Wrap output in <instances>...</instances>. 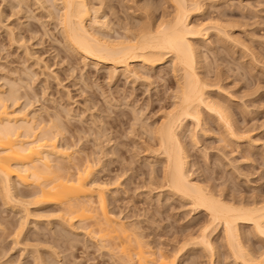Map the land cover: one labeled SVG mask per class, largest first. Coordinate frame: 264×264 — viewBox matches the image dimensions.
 Returning <instances> with one entry per match:
<instances>
[{
	"label": "bare ground",
	"instance_id": "6f19581e",
	"mask_svg": "<svg viewBox=\"0 0 264 264\" xmlns=\"http://www.w3.org/2000/svg\"><path fill=\"white\" fill-rule=\"evenodd\" d=\"M12 1L16 2L17 5H19L26 0H12ZM45 1L46 2L48 1L47 3L51 1V4H53L51 6H54V8L58 7L57 4H59L60 6L56 10L57 11L56 15L54 11L48 12L50 17L55 15L51 18V20L53 19L55 22V26L59 27L57 35L52 34L53 38H55L54 40L56 41V44L57 41L58 43H62L63 46L66 47L63 48L67 50L66 53L70 55L76 53L77 55L80 56V58H82L83 61L89 60V61H93L96 65L98 64L106 65L108 70L110 71V73H108L110 80L113 77H115L116 79V77L121 75V73L122 75L128 73V75L129 74L132 75L135 79H140L143 76L142 78L149 80V77L152 76L151 75L152 71H155V69L158 66L164 65L165 63L169 62L170 72L169 71L168 72L169 74H171V78L165 79L164 77V80L166 81L165 84L166 89H170L171 92L167 94L165 89L164 90L165 92L163 94H155L156 96L154 95L156 97L155 101H159L161 104L163 103L161 106L162 108L165 109L166 107H169V109L168 111L165 110L161 114L160 121L158 120L159 122L157 121V123H154V125L145 123L144 120L146 118L141 120L140 127L141 129L144 130L143 133L146 135V136L144 135L146 138L144 140L140 138L141 139L140 144L142 145L143 151H145L144 155L148 154V156L150 155L153 159V163L151 164L149 163L150 165L149 168H151L152 170H149L151 172L149 173L150 175H148L149 177L147 181L144 179L143 187H145V184L155 186L154 188L158 189V193H157L159 194L158 199L159 196L161 195L160 193H165L167 199L168 197H170L169 199H172L173 197L174 199L176 198L177 201L180 200L178 202L180 203L182 202V206L188 205L190 208L188 210L190 212H194V214L196 213L199 214V212H203L204 218L198 220L196 224L198 225L197 230L194 231L193 233L192 231L188 232L187 235L191 240L192 235L196 234V236L193 238L196 240L194 241L191 240L192 241L191 243L193 245L192 249H201L204 250L205 252H208L212 256L214 255L216 256L217 252L215 253V250L216 248H219L216 247L217 244L216 240L221 239L225 242L226 248L230 253L229 255L233 259L232 263L264 264V195H262L263 193L249 199V198L241 197L242 195H238L239 197H237L235 193H231L233 191L232 186L229 187L228 189L223 188V190L222 188L221 189L218 188L219 190H221L218 191L216 188L217 184L214 185L213 183L210 182V185H203L204 183L201 184L202 182L200 183L198 181L199 177L196 178V176L195 177L193 176L195 172L194 170H191V167L193 168V165L195 164H193V162L191 163V161L188 159L190 154L188 148H186L187 144L185 142L186 140L184 139L185 131H186L185 128L187 127H190L189 130L187 129L188 130L187 137H189L190 140L193 143H195L194 144L195 146L196 143L198 142V138L200 137V135L204 136L203 133L205 132L207 133L209 131L215 132L216 130L217 133L219 134V137L216 138H218L221 144H223L221 146L225 148L228 146H233L231 143H235L234 145L237 146L236 149L239 150L238 147L241 146H239L238 143H242V141H244L246 137L249 138L252 135V134L248 135V133H251L248 132L250 128L249 129L248 127L246 128L245 127L246 125L242 126L241 122L239 123V120L237 118H233V111H231L229 106L230 102L228 103V101L225 100L226 98H224L222 94H219V91L218 93L216 92V90H218L217 87L221 86L218 83V80L214 83H211L209 82V80L207 81L205 79L204 77L205 75H202L204 73L198 72V69L201 66L199 63H203L204 61L203 62L198 61V58L201 57L200 55H198L200 54L198 53V51L200 46L202 47V44L197 45L196 42L198 40H200L201 42L203 41L205 42L211 36L210 30H213L214 34L216 35L222 34V36L220 37H223L224 35L225 40L226 37L227 38L233 37L232 34H230L231 32L229 33L231 35L230 36L227 33V31L221 27L220 24L218 25L219 22L217 23L216 22L217 20H214L216 22L215 24V22L211 20L213 17L211 19L208 18L211 20L210 21L211 23L208 24L205 23L207 21L209 22V20L206 19L205 22L198 19L196 20L192 19L193 16L200 15L201 13H203L204 6L207 5L206 4L207 0L206 1L205 0H165L164 4H166L165 2L169 1V3L173 8V12L167 10L168 8L167 9L161 8L162 9V10L160 9L161 12L158 13L157 15H155L153 12L157 8L154 7V4L157 1L153 0L156 2L153 3V1H151L150 2L151 4H149L148 2L150 0H148V2L146 0L147 6H145V1H143L142 4H144L145 7L140 6L142 9H140L139 7L138 8L142 10L141 16L143 17L144 21L142 23L140 22L141 24L139 25L137 24V26L134 25L131 26V24L130 27L125 26V28H122L124 29L123 32L117 33V35L114 32L116 36L111 35V37L108 34H106V36L104 34L102 35L100 31H99L100 34L98 33V30L103 28L107 29L109 32L112 30V27L109 24L111 22H108V20L105 19L101 20V18L98 16L99 10H101L102 8L97 6H104V7L106 6L110 10V13L112 12L116 14V11L113 12V9H115L116 6L112 2V0H105V1L100 0L101 2L102 1L103 2L101 3L99 1L101 4L96 6L90 4L92 0L91 2L90 0H45ZM57 1L59 2L57 3ZM10 4L11 3H9V5ZM17 5H15V7ZM149 5H153L154 10L152 9L153 7ZM104 17L106 18L105 15ZM214 18H216V16ZM220 23L223 24V21ZM240 25L241 24H239V26ZM10 30L11 33L13 29ZM12 33L10 34L11 36L13 34L16 35L15 33L13 34ZM52 40L53 39H51V41ZM51 44L52 46L54 45L53 43ZM238 46L240 47V45ZM55 47L56 46H54L55 50L57 49V51H60L58 49L59 47L56 48ZM26 53L28 54L31 52L25 51V54ZM59 55L60 54L58 52L57 56ZM34 57L35 56H33V58ZM64 57L66 56L60 55V60H63ZM37 60L40 61V59ZM119 69L122 72L121 71L119 72ZM141 69L143 71L144 70L147 71V72H143L146 75H143V73L140 72L142 71ZM32 74L35 75V73ZM218 76L215 77L219 79ZM33 79L36 78L33 77ZM149 82L151 81L149 80ZM149 82H148V86H149ZM110 83L111 82H109V84ZM152 83L153 81L150 84ZM16 84L17 81L15 85L14 82H12V84L10 83L9 88H7L9 91H6L7 93L6 95H4L5 94L4 91L0 89V194H2L3 199L5 201L1 203L7 205L9 204V202H11L10 204L12 207L13 205L14 206L17 205L19 207L17 206L16 207L20 208L19 213L21 215L17 224L18 227H14L16 228L15 230L12 228L14 230V233H11V234H15L12 236L16 237L17 235L16 238L14 237V240L18 238L15 242L12 241V243L15 244V247L17 243L19 244L20 242L17 241L19 240V236H21V233H23V229H25V225H27L28 223V219H29L28 217L33 215L32 214L33 211H34L33 213L38 212V210L35 211L30 209L29 205L33 206V205L56 204L59 205L61 209L60 211H58L59 209L57 211L58 212L63 211L62 213L63 216H66L67 218L69 216L68 220H71L73 217H76V219L77 217L79 219L83 218L84 220L86 219L87 221H89V219H92L93 222L92 221H90L92 223L88 222L89 224L88 227H86V231L87 228L90 230L89 228V226L91 227L90 224H94V226L91 227V230L93 227L97 226L98 228L96 227V230L94 228V233H95L94 236L96 235V237H98V240L100 239L99 241L102 248L103 246L105 247V249L109 248L108 251L112 250L111 247L114 250L119 249L121 256H119L118 252H117L118 253L117 256H119L118 262L121 264H178V262L180 261L179 257L184 256L187 253V251H189L188 248L191 249V247H187V248L178 247L179 249H177L176 251H174L175 253L173 252L170 255H167L163 251H160L162 250V248L161 249L157 248V250L154 251L157 246L153 247L149 245L148 242L144 240L145 238L143 239V236L141 234L143 232H141L139 229L138 230L141 233L135 230V227L138 226V223L136 226L134 224H130L131 226H129L128 224L125 225L126 223L123 222L124 220L122 221L119 217L120 216L119 214L121 212L119 214H115L113 213L112 209L110 210L108 209L109 206L108 201L116 202V200H119L115 196L117 195L116 193H118L116 189L118 188V186H121L122 183L121 181L123 178L122 176L123 175L126 176L125 173L128 171V169L131 170L132 168L125 167V165H123L121 162L119 163V165H117V167L115 166V168H111V167L108 168L107 166V169L105 170L106 172L101 174V172H103V167H104V165L102 164H101L102 166H99L102 161L101 159L102 157L105 156L107 157V155L110 154V156L116 155L117 156L116 158L124 160L123 151H119V149L116 147L119 144L122 145L121 142L117 143V145L108 144L110 151L102 150L105 149L103 148L104 146L103 142L105 141V143L106 142L112 143V141L116 140L117 138L116 135H112V136H107V135H109V133L113 134V132H111V129L123 123L124 119L123 120L121 118L111 119L112 116L106 117L110 119L107 120L105 118L102 125H100L99 127L96 126L97 129H95L94 131L93 129L96 127L92 129L93 134L95 133L94 134L95 137H93V141L96 143V146H98L97 148L98 149L100 148L99 152L93 151L89 153L91 155L90 156L85 151L84 154L85 156L83 158L82 157L75 158L73 157L72 154L77 152L76 150L83 153L84 150L80 151L81 149L76 148L78 143L80 142L74 140L75 138L72 137L71 132L69 131L70 127L74 125L71 123L70 119L68 120V117L70 115V114L68 115L69 111L66 113L67 115H65L67 116V119L64 118L65 116L64 117L62 116V118H64L66 121H64V119H62L60 115H57V113L59 114L60 112L55 113L56 115L47 112L44 115V117H41L39 113L38 114L39 116L37 115L38 116L37 118L35 112L32 113L28 110L30 107L33 106L34 103H37L38 101L37 102L33 101L36 99H32L31 97H29L30 100L32 99L30 101L27 94H26L27 97L25 98L26 100L20 101L22 97H25V95H22L25 93L19 94L18 91L20 89V85L19 84L16 85ZM28 88H30V86ZM221 89L223 90L222 86ZM158 92L160 93L161 91L159 90ZM123 97H127V96H122L121 97L122 101H124L123 99H125ZM149 100L150 99H148L147 104H150L149 102L152 101V99L150 101ZM121 103L123 102H120V104ZM134 108L135 107H133V109ZM132 117H134V114L132 115ZM115 122L116 123L119 122L120 124L114 125ZM242 122L244 123V121ZM91 128L89 130H91ZM131 128L130 130L133 131V129ZM67 132L69 133V137L66 136L68 134ZM218 134L216 136H218ZM79 137H78V141L81 139ZM90 138L91 137H89V139ZM223 147L222 149H224ZM224 151L222 150L221 153L226 156V152ZM230 152L232 153L233 150H231ZM246 155L247 154H245V156ZM246 157H243L242 159ZM113 160H114L113 156L107 159L108 162H111ZM232 161H234V159ZM131 162L132 161L130 160V163ZM155 163H158L160 165V167H158L159 168L158 170L157 167H155L156 165ZM129 166H131V164ZM153 166L155 168H152ZM104 168H106V166ZM239 168L240 167H236V166L233 167L235 171L236 170L239 171ZM133 174L134 173H132L131 176H129V178H132ZM211 178L209 176H206L204 180L202 179V181L204 182L208 181L207 183L209 184L208 179ZM123 180H125V178ZM19 184L23 186L25 185L27 187L32 186V188L22 189V187L20 188L19 186H17ZM113 189L115 191H111ZM225 190H227V192H225ZM110 192L112 194L110 195V197L111 196L112 197L109 200L107 193L110 194ZM41 211L43 214L45 213L44 212L45 210L44 211L41 210ZM41 211H39L40 214ZM50 212H52V210ZM53 213L54 212H52L51 215H53ZM37 214L36 215L34 214L35 216L33 217L34 218L38 217L39 214L38 215ZM59 215H61V213H59ZM43 216H41V218ZM65 218H60L59 221L61 220V223L62 222L64 223L66 221ZM81 221L83 220L81 219ZM68 224L70 225L69 222ZM3 225L5 227V224ZM3 225H1L0 227H2ZM10 229L11 228H9V230ZM91 230L90 233L93 232V231L91 232ZM187 240L188 239L185 238V242ZM0 241H4L1 239V235H0ZM255 241L260 243L259 244L260 247L259 246H258L259 248L257 247L258 249L255 248L256 246L253 245ZM25 242L27 244V240ZM181 243L184 242L181 241ZM108 245L109 247H107ZM190 245L191 244H189V246ZM12 247L13 245L11 246V249H13ZM36 249L34 250L36 251ZM1 250L2 251L0 253H2L3 256L8 255L7 254L8 250L5 249L7 253L5 251L3 252V249ZM37 251L39 250L37 249ZM115 254H113L114 257ZM219 254L220 253H218V255ZM40 258H42L41 255ZM210 259L212 260V257H210ZM11 261L8 260L6 261L5 264L13 263Z\"/></svg>",
	"mask_w": 264,
	"mask_h": 264
},
{
	"label": "rangeland",
	"instance_id": "374dc122",
	"mask_svg": "<svg viewBox=\"0 0 264 264\" xmlns=\"http://www.w3.org/2000/svg\"><path fill=\"white\" fill-rule=\"evenodd\" d=\"M9 1L12 0H0V89L4 91V95L7 94L6 91H9L7 88H9L10 83L12 84V82H14L15 85L17 81V84L20 85L18 93H25L22 94L25 95V97H22L20 101L26 100L25 98L27 96L28 98L31 97L32 99H36L33 101H38L37 103H34L33 106L28 110L32 113L35 112L36 116L39 113L41 117H44L47 112H49L50 114L53 113V115H56L55 113L60 112L59 114L57 113V115H60L62 118V116L64 117L65 115H67L66 113L69 111L68 115L70 114L71 116L69 115L70 118L68 117V120L70 119L71 123L74 124L69 129L72 137L75 138L72 139L80 142L76 147L77 149H81L80 151L84 150V153L76 150L77 152L72 154L75 158H83L85 156V151L88 155H90L89 153L93 151L99 152L100 148L98 149V146H96V143L93 141V137H95V133L93 134V131L103 124L106 117L112 116L111 119H124L123 123L121 124L119 122H115L114 125H120L114 127L115 131L114 128L111 129V132H113V134L109 133V135H107H116L117 142L113 139L114 141H112V143H105V141L103 142L104 144L102 143L104 145H102L103 148H105L102 150L110 151L108 144L117 145V143L121 142L122 145L119 144L117 146H114H116L119 151H123L124 160L116 158V155L110 156L109 154L107 155L108 158H111L112 156L114 158L111 163L108 162L109 160L107 161L108 158L106 156L102 157V161L99 166L104 165V167L106 166V168L103 167V172H101V174L106 172L105 170L107 169V166L108 168H115V166L117 167V165H119V163L121 162L123 165H125V167L132 168L131 170L128 169V171L125 173L126 176H122L123 178L121 181V186H118V188L116 189L118 193H116L117 195L115 196L119 200H116V202L108 201V209H112L113 213L115 214H119L121 212L119 214L120 216H118L122 221L124 220L123 222L126 223L125 225L128 224L129 226H131L130 224H134L136 226L138 223V226L135 227V230L137 232L140 230L144 233L143 234L139 231V233L142 234L143 239L145 238L144 240H146L149 245L153 247L157 246L154 251H156L157 248H162V250H158L163 251L167 255H170L180 247H191V249L188 248L189 251H187L184 256L179 257L180 261L178 262V264H210L211 261V264H234L232 263L233 259L229 255L230 253L226 248L225 242L221 239H217L218 241L216 240V247H219L216 248L217 251L215 250V253L217 252L216 256H212L208 252H205L201 249H192L193 245L191 242L196 240L193 239L196 234H193L192 237L190 236L192 238V241L187 235L188 232L192 231L193 233L197 230L198 225L196 224L199 219L201 220L204 218L203 212L194 214V212H190L188 210L190 209L188 205L182 206V202H178L180 200L177 201V199L175 198V200L173 197L172 199H169L170 197H168L167 199L165 193L159 192L161 195L164 194L165 196L160 195L158 199V189L154 188L155 186L145 184V187H143L144 179L147 181L149 177L148 175H150L149 173L151 172L149 170H152L151 168H149V163H153V159L150 155L148 156V154L144 155L145 151H143L142 145L140 144L141 139L144 140L146 138V135L143 133L144 130L140 127L141 120L146 118L147 120H144L145 123L154 125V123H157L158 120L160 121L161 114L165 110L168 111L169 109V107H166L165 109L162 108L161 106L163 103L161 104L159 101H155V94H163L165 92L164 90L166 89V81L164 80V77L165 79L171 78V74H169V62L165 63L164 65L158 66L155 71H152V76L149 77V80L151 82L153 81L152 84H150L151 82H149L148 79L142 78L143 76L141 77L142 79H135L132 75H128V73L123 74L124 76L121 73V75L117 76L116 79L115 77L111 78V81L108 75L110 71L108 70L106 65H96L93 61L89 60L83 61L82 58H80V56L76 53L71 55L66 53L67 50L63 49L66 47H64L62 43H58L57 41L56 44V41L54 40L55 38H53L52 34L57 35L59 27L55 26V22L53 19L52 21L51 18L57 14L56 10L58 9V7H60L59 4H57L58 7L54 8V6H51L53 5L51 4V1L47 3L48 1L46 2L45 0H26L19 5H17V3L14 1H12L14 3ZM99 1L100 0H92L91 2L90 0V4L96 6L100 5L103 2L100 1V3ZM143 1H145V6H147L146 0H112L114 5L116 6V8L113 9V12L116 11V14L112 12L110 13V10L106 6H97L102 8L101 10H99L98 16L101 18V20L105 19L108 20V22H111L109 24L112 27V30L109 32L107 29L103 28L98 30V33L100 34L101 32V34H104L105 36L106 34H108L110 37L111 35L116 36L117 33L123 32L124 29L122 28H125V26L130 27V24L131 26H137V24H141L144 21L143 17L141 16L142 10H140L142 9L140 6L145 7L144 4H142ZM151 1L153 0H150L149 2L147 0L149 4H151ZM156 1H153V3L156 2L154 4V7H157L155 10L153 5H149L153 7L152 9L154 10L153 12L155 15L160 13L163 8H168L167 10L173 12V8L169 1L165 2L166 4H164L165 0ZM8 2L12 5L14 4V8L11 4L9 5ZM58 2L59 1H57V3ZM206 4L207 5L204 6L203 13L193 16L192 19L202 20L204 22L206 20H209V22H205L207 24L211 23V20H217L216 22H219L218 25L220 24L228 34L231 32L230 34H232L233 37H226L225 40L224 35V38L220 37L222 36V34H218V36L214 34L213 30H210L211 36L205 42H201L200 40H198L197 43L195 41L197 45L202 44V47L200 46L198 51V53H200L198 55L201 56H199L200 58H198V61H204L203 63H199L202 67L198 65L200 66L198 72L204 73L202 75H205V79L207 81L209 80V82L211 83H214L218 80V83L222 86L223 90L221 89L220 85V87L215 86L218 88L216 92L218 93L219 91V94H222V96L226 98L225 100L228 101V103L230 102L229 106L231 111H233V118H237L239 120V123L241 122L242 126L246 125V128H250L251 131L249 130L248 132L251 133H248V135H252L251 137H249L250 140L246 137V140L244 139L242 143H238L239 146H241L238 147L239 150L236 149L237 146L234 145L235 143H231L233 146H228L229 148H224L223 146H221L223 144H221L219 139L216 138L219 137V134L216 130L215 132H205L203 133L204 136L200 135L197 142L198 144L196 143L195 146V143H193L190 138L187 137V131L190 129V127H187L185 128L186 131L184 139L186 140V148H188L190 154L188 159L191 161V163L193 162V164H195L193 165V168L191 167V170H194L195 173L193 174V176H196V178L199 177L198 181L200 183L202 182L201 184L204 183L203 185H210V182L214 185L219 184L218 187L216 185L218 191H221L218 188H222L223 190V188L228 189L232 186L233 191L231 193H235L237 197H239L238 195H242L241 197L243 198L251 199L252 197H255L256 195L262 193V195H264V0H207ZM15 5L17 6L15 7ZM49 11H54L55 15L50 17L48 13ZM104 15L106 16V18L104 17ZM215 16L216 18H214ZM208 18L212 19L210 20ZM221 20L223 21L224 25L220 23L222 22ZM233 23H235L236 25ZM239 24L241 25L239 26ZM10 29H13L12 32L16 34L14 35L11 32L13 34V37L10 35ZM114 32L116 33V35ZM51 39L53 40L51 41ZM227 39H229L230 41ZM51 43H53L54 45L52 46ZM238 45H240V47ZM54 46L59 47L58 49L60 51H57V49L55 50ZM24 50L31 53H28L29 55L27 53L25 54ZM58 52L60 55L66 56L63 58L64 61L60 60V55L57 56ZM67 54L70 56H68ZM33 56L35 57L33 58ZM37 59H40V61ZM48 68L50 69V71ZM120 71L121 70L119 69V72ZM140 72L143 73L147 71L142 70ZM32 73H35V75ZM143 75L146 74L143 73ZM215 76L219 77L220 82L219 79H217ZM33 77L36 79H33ZM211 79L213 80V82ZM109 82L111 83L109 84ZM148 82L150 87L148 86ZM29 86L30 88H28ZM155 89H157L158 91L160 90L161 92L159 93ZM166 92L167 94H169L171 90L166 89ZM122 96H127L123 97L125 99L122 98L125 102L121 100ZM148 99H152V101L149 100L150 104H147ZM120 102L123 103L120 104ZM133 107L135 108L133 109ZM135 113L138 115H136ZM133 114L134 117H132ZM242 115L244 116V118ZM64 118L67 119V116H65ZM65 119L64 121H66ZM106 119L109 120L110 118ZM136 119L139 121H137ZM241 120L244 121V123ZM92 124H94L95 126ZM90 128L91 130H89ZM130 128L133 129V131L130 130ZM217 134L218 136H216ZM66 136L69 137V133ZM78 137L81 138L79 141ZM89 137L91 138L89 139ZM218 141L220 144L218 143ZM251 141L255 143H252ZM222 147L224 149H222ZM216 148L220 151H217ZM222 150H225L224 152H226L227 157L221 153ZM231 150H233L232 153L230 152ZM245 154H247L246 156L248 157H246ZM241 156L246 157L244 158L246 160L242 159L243 157ZM233 159L234 161H232ZM130 160L132 161L131 163ZM129 163L131 164V166H129ZM155 164V167H157L158 170V167H160V165L158 163ZM233 165L236 167H240L239 171H235L233 169ZM155 167L153 166L152 168ZM132 173H134L132 178H129ZM238 174L242 175L239 176ZM206 176H209L210 178L212 177L211 179H208L209 184L207 183L208 181H205L206 183L202 181V179L204 180ZM124 178L125 180H123ZM17 186H19L20 188L22 187V189L32 188V186L27 187L20 184ZM148 186H150L151 188ZM111 191L115 190L113 189ZM225 192H227V190H225ZM107 194L109 197L108 199L110 200V198L112 197H110V195L112 194L111 192L110 194ZM2 199L3 196L2 194H0V226L5 224V227L4 225L0 227L1 239L4 240L0 241V252L2 251L1 249H3V252H6V250H8V253L6 252L8 255L3 256V254L0 253V264H5L6 261H11L12 259L13 260L11 262L13 263L11 264H39L40 262H42L40 264L119 263L118 259L119 256H121L119 249L114 250L110 246L114 251L109 250V252V248H107L109 247V245L106 247L107 249H105L104 246L102 248L99 241L100 239L98 240V237H96V235L94 236V228L96 230L97 226L93 227L91 230V227L94 226V224H90L91 227L89 226V228L91 232H93L90 233V230L88 228L86 231V227H88L89 224L88 222H93L92 219L88 218L89 221H87L86 219L84 220L83 218H81L83 220L81 221V219H79L78 217L77 219L76 217H71L73 220H68L69 216L67 215L68 218L66 216H63V211L58 212L61 209L60 206L56 204L33 206L29 205L30 209L35 211L38 210V212L33 213V211V215H31L32 217H28V223L27 225H25V229H23L24 234L21 233V236H19V240L17 241L20 242L19 244L17 243L15 247V244H13L12 241L15 242L18 238L14 240L15 236L12 235L15 234L11 233H14V230L16 229L14 227H18L17 224L21 215L19 213L20 208H17L19 207L17 205H13L12 207L10 204L11 202H9V204L7 205H4L3 203H1L5 202L4 199ZM41 210H45V213L43 214ZM51 210L52 212H54L53 215H51ZM39 211H41V214ZM37 213L39 214L40 218L39 216L35 218L33 217ZM59 213H61V215H59ZM57 215H59L60 218L66 217V223H61V220L59 221L60 218ZM41 216L43 217L41 218ZM67 221L70 223V225ZM33 223L37 224L35 225ZM9 228H11V231L9 230ZM184 237L190 241L187 240L188 242H185ZM20 238L23 240H21ZM26 240L27 244L29 245L26 244ZM181 241L185 244L181 243ZM254 243L253 245L256 246L255 248H257L260 244L256 241ZM189 244L191 245L189 246ZM12 245L13 249H11ZM36 248L39 251H37ZM9 249L11 250V252ZM34 249H36V251ZM117 252L119 253V256H117ZM218 253L220 254L218 255ZM113 254H115V257L113 256ZM40 255L42 258H40ZM210 257H212V260L210 259ZM44 259L46 260V262ZM37 260H39L40 262Z\"/></svg>",
	"mask_w": 264,
	"mask_h": 264
}]
</instances>
